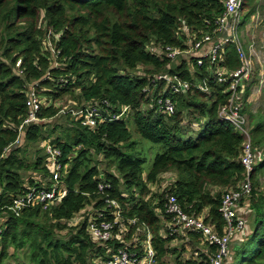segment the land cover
<instances>
[{
  "label": "trees",
  "instance_id": "obj_1",
  "mask_svg": "<svg viewBox=\"0 0 264 264\" xmlns=\"http://www.w3.org/2000/svg\"><path fill=\"white\" fill-rule=\"evenodd\" d=\"M224 1L0 0V264L12 256L10 249L25 251L30 264H96L97 260H108L119 249L140 257L145 235L136 236L137 226H143L150 234L155 264H167L165 258L169 255H174L175 264H209L215 245L204 243L198 256L200 261L183 263H179L177 250L168 247L180 235L170 234V218L163 208L165 197L175 196L185 213L203 217L206 224L221 233V195L243 178L239 158L244 138L231 123L219 118V107L227 103L229 95L226 85H215L211 78L208 93L191 90L174 96L176 109L172 116L155 113L153 96L146 97L143 92L153 76L169 73L193 82L208 79L210 74L204 67L190 73L186 63L169 70L168 59L152 55L145 48L151 42L162 48L178 47L183 37L176 31L181 23L195 32L211 31L213 22L223 14ZM241 13L242 26L258 13L260 28H264V0H243ZM49 31L59 35L53 62L49 53L42 51ZM253 34L251 30L247 40L254 41ZM223 58V66L229 71L239 68L232 45L224 48ZM60 78L67 83L62 85ZM29 86H34L37 95L56 101L70 96V102L82 107L106 100L111 106L110 115L120 114L123 107L129 110L121 119L101 123L92 130L71 120V127L50 141L61 150L60 163L67 166L61 179L66 190L64 198L45 211L29 209L15 217L8 211L11 197L25 193L33 184L30 181L25 185L20 174L28 168L19 157L20 149H10L27 115L25 92ZM249 91L250 86L245 89L242 102ZM145 104L147 111H142ZM241 109L247 118L253 148L264 153V114L250 115L249 121L247 111ZM185 112L191 119L189 123L201 126L197 136L185 134ZM57 114L56 107H49L42 108L37 116L49 120ZM125 115L132 119L141 138L164 148L145 175L146 158L132 151L134 144L129 142ZM45 126L39 123L27 127L20 142L48 140L53 131L44 130ZM94 156L115 163L119 175L101 171ZM41 164L38 158L32 170L37 172ZM39 172L49 175L46 168ZM169 172L175 173V180L162 193L152 194L149 185ZM258 176L264 177V156L250 175L252 233L232 246V264H264V197L253 190ZM100 184L108 188L99 192ZM105 201L116 202L122 220L119 218L110 241L94 243L86 231L89 221H113L114 211ZM86 204L92 205V211L82 215L76 227L69 228L68 222ZM133 219L136 222L131 224ZM121 223L129 230L120 234L117 232ZM64 230L68 231L61 235ZM116 235L120 238L116 239ZM185 237L193 243L201 241L197 233ZM227 259L224 264H230Z\"/></svg>",
  "mask_w": 264,
  "mask_h": 264
},
{
  "label": "built area",
  "instance_id": "obj_2",
  "mask_svg": "<svg viewBox=\"0 0 264 264\" xmlns=\"http://www.w3.org/2000/svg\"><path fill=\"white\" fill-rule=\"evenodd\" d=\"M223 6V14L213 22L211 31L195 32L184 23H181L176 31L180 38L183 37L182 44L178 47L165 46L162 48L154 42L146 46L148 53L165 57L170 61V65L174 60H179L177 65L186 63V69L190 73H193L194 69L204 67V71L210 74L209 78L192 82L182 80L177 75L166 73L153 76L143 89L146 97L153 96L152 105L155 113L170 117L176 109L174 96L184 95L191 90L208 93L210 78L213 79L215 85H226L225 92L228 93L229 98L225 105L219 107V118L231 123L244 138L239 158L244 173L242 180L234 188L224 189L222 192L218 210L224 221L222 232L219 233L214 226L206 224L203 217L185 213L173 195H166V203L163 206L165 214L170 218L168 223L170 234H179V231L186 234L197 233L203 243L216 246L215 254L210 257L209 264H224L229 255L231 241L246 236V221L242 216V210L244 204H249L251 198L252 183L250 175L256 162L261 160L260 155L254 150L250 141L247 118L241 114L242 109L239 99L243 97L245 89L254 80V64H260L258 62V52L253 45L254 41L247 40L246 37L251 30L264 32V28H260L261 17L258 13H254L250 17L249 24L242 26L241 10L243 0H225ZM207 25L209 26L210 23L208 22ZM49 36L52 37L50 45L55 48L59 35L54 36L49 31L46 38ZM227 45L234 47L240 64L235 71H229L223 66V51ZM42 51L49 53V58L54 56L55 59L57 55L55 49L49 50L43 46V43ZM16 66L18 67L19 63ZM167 68H170V66ZM59 82L62 85L67 83L62 78L59 79ZM258 84L260 87L264 84V76L261 72ZM254 90L252 89L251 92L254 93ZM25 94L28 111L17 129L18 137L14 146L19 143V139L27 127L44 121L37 116L42 108L56 107V100L37 95L34 86H29ZM75 106L77 107L73 108ZM109 108L111 106L106 100L90 103L83 107L71 102L70 109L65 107V109H60L58 112L68 115L71 120L80 123L82 127L92 130L101 123L121 119L129 110L128 107H123L120 114L110 115ZM45 154L53 165L52 169L47 167V170L50 171L47 179L49 184L46 182L47 180L41 179L29 186L25 193L12 196L8 211L15 217L29 209L40 208V210L45 211L59 204L66 194L61 179L67 171V166H63L59 161L62 155L61 150L49 142L45 147ZM105 188L108 187L102 184L98 186L99 192ZM105 203L108 208L111 207L114 211L112 213L113 221L110 222L106 218L99 221L97 218L89 221L86 231L94 243L110 241L113 238V229L118 224L119 218H121V210L116 202L105 201ZM100 217L101 215L98 216V218ZM116 220L117 222H115ZM135 222L136 220L133 219L131 224ZM119 238L116 235V239ZM150 241V234L146 231L145 239L140 244L142 250L140 257H137L136 253H130L127 250L119 249L113 253L108 250V253H112L108 260H97L95 262L96 264H155V251Z\"/></svg>",
  "mask_w": 264,
  "mask_h": 264
},
{
  "label": "rangeland",
  "instance_id": "obj_3",
  "mask_svg": "<svg viewBox=\"0 0 264 264\" xmlns=\"http://www.w3.org/2000/svg\"><path fill=\"white\" fill-rule=\"evenodd\" d=\"M263 33H264L263 31L262 32L254 31V34H253V36L255 37L253 45L256 47V50L258 52V62H260L259 65L256 63L254 64V69L256 71L254 80L256 83L259 79L260 72L264 76V68H263V66H264V35H263ZM249 34H250V32L248 33V35ZM51 38L52 37L49 36L46 38V40L44 39V42H43V46L49 50L55 49L52 45H50ZM246 39H247V37H246ZM50 60L53 62L54 56L52 58H50ZM178 61L179 60H176V61L174 60L171 63L169 70L176 69ZM262 91L264 93V90H262ZM68 97H70V96L63 98V100L55 101L58 111L60 109H65V107L68 109L71 108V102L69 101ZM44 98H46V96H44ZM263 98H264V96H263ZM254 101H258V100L255 99ZM145 105L146 106L142 107V111H147L148 105L147 104H145ZM150 106H152V105H150ZM263 106H264V103H263ZM262 109H264V108H262ZM245 114L249 118V121L251 119L249 116L254 115V114L248 113V112H246ZM185 116H186L185 120L182 122V125H183L182 127L184 128V130L187 131V132H185V134L197 136L202 129L201 126L198 127L197 123H195V124L189 123L191 121V119H189L188 114L186 115V112H185ZM126 118H127V115H125L123 119H126ZM126 120H127V129L129 131V134H130L129 142L131 144H134L133 149L131 148L133 153H140L141 156L146 158V162H145V164H143V172H144L143 175H145L150 170L155 156L163 153L164 148L160 145L153 144V143L141 138L138 135V133L136 132V129H135V126H134L132 119H126ZM70 121H71V119L68 115H64L63 113L58 112V114L54 118L49 119V120H44L42 122L43 124H46L44 130H52L53 131L51 138H49L48 140H45V141H38L35 143H26L25 141L20 142V140H19L18 144H16L15 146H12L10 148V149L19 148L20 149L19 157L22 158L26 162V165L28 166V168H26L20 172L25 185H29L30 181H32L34 183L35 179L37 177H41L44 181H46L48 179L49 175H44V173L39 172L41 168H46V169H47V167L50 169L53 168L52 163L48 160V157L45 154V147L50 141L55 139L57 136H61V134L63 132H66V129L71 127ZM196 124H197V127H196ZM46 135H47V133H44V136H46ZM18 145H21V146L18 147ZM38 158L41 159L42 164H41V166H39L37 172H34L32 170V167H33L32 165H34L35 161ZM94 158L98 161L97 166L99 167V169L101 171H104V172L111 171L112 172L111 174H113L114 176L119 175V173H116L117 171L115 169V163L110 164L109 162H106L105 160H103L101 156H99V157L94 156ZM49 174H50V171H49ZM163 175H165L164 178H163ZM175 178H176V175H175V173H172V172L160 175L155 184L149 185L151 193L152 194L162 193L164 190L167 189L168 185L175 180ZM261 178H264V177H261ZM257 181H258L257 185L264 186V180L259 181V178H258ZM46 182L49 184L48 180ZM259 183H262V184H259ZM256 189H257V187H256ZM256 189H253V190L256 193H258V196H261V193L258 192ZM91 211H92V205L86 204L85 207L83 208V210L81 212H79L75 217H73L68 222L67 226L69 228L70 227L71 228L76 227L79 224V222L81 221L82 215H84L86 213H90ZM120 220H122V217ZM115 222H117V220ZM251 224H252V217H250L247 220V225L252 227ZM2 227H3V224L0 223V230L2 229ZM118 230L119 231L117 233L121 234L122 232L128 231L129 228L127 227L126 224L121 223L118 226ZM136 230L139 232L138 235L136 234V236L145 235L146 230L143 226H137ZM67 231L68 230H64L60 234L65 235L67 233ZM179 234H180V236L181 235L182 236L173 240L168 246L170 249H176L177 250L179 261H180L179 263H183L186 261H200L198 256H199L201 250H203V248H204L203 247L204 243H202L201 241L198 243H193L192 241H190V239L188 237H185L187 235L186 233H182L181 231H179ZM246 239H247V237H242L239 240L244 241ZM239 240H238V242H231L230 243V246H229L230 255H228L230 264H232V259H233L232 246L235 243H240ZM250 250H251V248L248 247V251H250ZM9 253L12 256L10 258H7L4 261V264H30L28 262V258L26 256L25 251L14 252L12 249H10ZM165 262L167 264H175L174 255L167 256L165 258Z\"/></svg>",
  "mask_w": 264,
  "mask_h": 264
},
{
  "label": "crops",
  "instance_id": "obj_4",
  "mask_svg": "<svg viewBox=\"0 0 264 264\" xmlns=\"http://www.w3.org/2000/svg\"><path fill=\"white\" fill-rule=\"evenodd\" d=\"M263 68H264V66H263ZM256 88H257V90H256ZM263 88H264V84L260 87V85L258 84V81L256 83L255 80H253L252 84L250 85V91H249L250 94H249V96L246 97V99H245L244 102L241 101L242 100V97H240V99H239L240 106L243 107V109H245L248 113H252V114H255V115L256 114H258V115L264 114V109H262V108H264V106H263V103H264V98H263L264 93L262 91V90H264ZM252 89H255L254 90V93L251 92ZM255 99H257L258 101H254ZM188 135L189 136H192L190 134H188ZM254 150L260 155L261 159H263L264 153H262V150H259V149H256V148ZM164 176L165 175H163V178H164ZM261 177L262 176H259V177L256 178V183H255L256 186H255V189L257 187L256 190L258 192H260L261 195L264 197V186L257 185L258 184V181H257L258 178H259V181L260 180H264V178H261ZM41 179H42L41 177H37L35 179V182L34 183L39 182ZM259 184H262V183H259ZM242 211H243V215L242 216L244 217V219L246 221V230H245V232H246V235H247L250 232L252 233V229L251 228L253 227V210L251 209L250 203L249 204L248 203H245L244 206H243V210ZM250 217H252V224H251L252 227L249 228V226H247V220ZM178 235H180V234H178ZM235 240H233V241H235ZM236 241H238V240H236Z\"/></svg>",
  "mask_w": 264,
  "mask_h": 264
},
{
  "label": "clouds",
  "instance_id": "obj_5",
  "mask_svg": "<svg viewBox=\"0 0 264 264\" xmlns=\"http://www.w3.org/2000/svg\"><path fill=\"white\" fill-rule=\"evenodd\" d=\"M146 49V48H145ZM261 161V160H260Z\"/></svg>",
  "mask_w": 264,
  "mask_h": 264
}]
</instances>
